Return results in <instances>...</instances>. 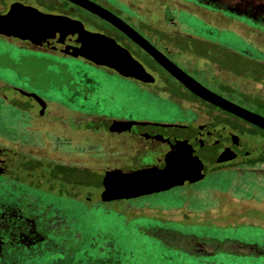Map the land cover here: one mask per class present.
I'll use <instances>...</instances> for the list:
<instances>
[{"label":"rangeland","instance_id":"1","mask_svg":"<svg viewBox=\"0 0 264 264\" xmlns=\"http://www.w3.org/2000/svg\"><path fill=\"white\" fill-rule=\"evenodd\" d=\"M18 1L39 10L50 9L44 0ZM80 20L87 30L93 29L86 15ZM106 108L137 114L150 110L161 113L170 107L104 67L61 50L21 41L0 30V147L9 142L25 148L45 145L52 152L74 153L87 148L92 150L89 153H96V142L81 131L95 132L103 123L78 119L86 111ZM45 111L52 114L48 116L50 124L33 118ZM128 121L109 126L131 133L152 130L141 127L137 120ZM245 136L255 141L257 155L264 148V137L258 133ZM189 142L182 140L184 145ZM93 166L59 159L58 155L24 151L21 170L13 169L18 173L25 205H51L65 211L72 232L78 235L77 239L71 236V241L79 244L76 256L83 253L99 258V264H264V209L246 204L264 207V173L252 174L246 169L212 172L188 184L102 202L104 176L115 168L104 170L102 175L101 169ZM78 167L81 172L73 170ZM72 177L78 181H70ZM4 178L13 181L9 173L0 178L1 184ZM225 192L230 194L228 198L223 196ZM224 206L222 211L220 207ZM156 227L219 244L225 239L233 241L212 254H186L165 245Z\"/></svg>","mask_w":264,"mask_h":264},{"label":"flooded vegetation","instance_id":"2","mask_svg":"<svg viewBox=\"0 0 264 264\" xmlns=\"http://www.w3.org/2000/svg\"><path fill=\"white\" fill-rule=\"evenodd\" d=\"M14 1L18 0H0V14L5 13ZM90 1L123 20L203 87L264 117V0ZM44 2L49 3L50 9H40L42 12L65 15L79 21L81 15H86L93 25L90 31L112 37L126 48L146 74H122L114 68L98 66L127 80L134 89L167 103L170 108L161 113L150 110L152 115L149 112L126 114L115 112L113 108L100 113H81L78 121L103 123V127L95 132L91 129L81 131V135L96 142V153H89L92 150L87 148L74 153L52 152L45 145L25 148L9 142L0 147L4 150L0 152V178L9 173L13 178V181L4 178L5 181L0 183V190L4 193L0 199L1 264L8 262L6 259L18 242L25 239L34 242L43 238L36 230V218L32 215L35 209L29 203L24 204L17 183L18 173H13L14 168L21 170L24 151L41 156L58 155L59 159L80 162L88 167L96 165L102 175L104 170L111 168L131 171L150 167L169 172L175 164L182 168L185 159L181 154H187L185 173L189 180L174 186L195 182L209 173L224 170L239 172L246 169L252 174L264 173V148L254 155L257 145L245 136L258 133L264 137L263 128L197 95L133 39L99 15L70 0ZM51 115L45 111L33 118L40 117L42 124H50L52 121L48 116ZM128 120H137L140 122L138 125L152 130L131 133L115 131L109 126L113 122ZM184 138L190 141L187 145L182 143ZM89 161L92 164L89 165ZM103 162L108 163L103 166ZM73 170L81 172L79 167ZM226 193L223 196L228 198L230 194ZM246 204L264 209L263 206ZM220 208L223 211L226 206ZM155 230L163 235L160 238L165 245L186 254H212L233 241L225 239L219 244L213 239L172 229L156 227Z\"/></svg>","mask_w":264,"mask_h":264},{"label":"water","instance_id":"3","mask_svg":"<svg viewBox=\"0 0 264 264\" xmlns=\"http://www.w3.org/2000/svg\"><path fill=\"white\" fill-rule=\"evenodd\" d=\"M70 1L99 15L119 28L200 97L264 129L263 116L244 109L203 87L177 68L140 34L113 13L90 0ZM0 30L11 37L29 41L47 49L61 50L97 65L114 68L122 74H146L142 65L114 38L87 30L79 20L65 15L42 12L36 7L19 1L12 2L8 10L0 14ZM3 151L0 149V152ZM181 155L185 159L183 167L179 169L175 164L170 167H173V169L169 172H166L163 168L150 167L131 171H122L117 168L107 170L108 174L106 172L104 176V188L100 193V200L110 202L134 198L169 188L177 183L186 182L189 180L185 173L188 155L184 153ZM177 170H179L180 175H177Z\"/></svg>","mask_w":264,"mask_h":264},{"label":"trees","instance_id":"4","mask_svg":"<svg viewBox=\"0 0 264 264\" xmlns=\"http://www.w3.org/2000/svg\"><path fill=\"white\" fill-rule=\"evenodd\" d=\"M3 196L4 193L0 190V199ZM33 208L35 211L32 215L36 218V230L40 231L41 234H38L43 238H38L34 242L28 239L18 242L11 256L6 259L8 262L2 264H35L36 262L37 264H99V258L85 256L83 253L76 256L79 244L76 245V241H71V236L77 239L78 235L72 232L65 211L53 208L51 205L42 208L34 205Z\"/></svg>","mask_w":264,"mask_h":264}]
</instances>
